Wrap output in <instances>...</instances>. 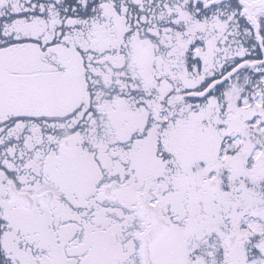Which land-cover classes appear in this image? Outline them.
<instances>
[{
  "label": "snow or ice",
  "instance_id": "snow-or-ice-1",
  "mask_svg": "<svg viewBox=\"0 0 264 264\" xmlns=\"http://www.w3.org/2000/svg\"><path fill=\"white\" fill-rule=\"evenodd\" d=\"M0 264H264V0H0Z\"/></svg>",
  "mask_w": 264,
  "mask_h": 264
}]
</instances>
